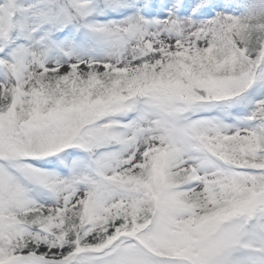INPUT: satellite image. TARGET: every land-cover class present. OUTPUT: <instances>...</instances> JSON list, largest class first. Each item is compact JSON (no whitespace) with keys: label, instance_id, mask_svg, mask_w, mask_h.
<instances>
[{"label":"snow or ice","instance_id":"snow-or-ice-1","mask_svg":"<svg viewBox=\"0 0 264 264\" xmlns=\"http://www.w3.org/2000/svg\"><path fill=\"white\" fill-rule=\"evenodd\" d=\"M0 264H264V0H0Z\"/></svg>","mask_w":264,"mask_h":264}]
</instances>
